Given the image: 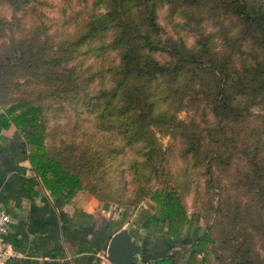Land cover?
Returning <instances> with one entry per match:
<instances>
[{
	"label": "rangeland",
	"instance_id": "374dc122",
	"mask_svg": "<svg viewBox=\"0 0 264 264\" xmlns=\"http://www.w3.org/2000/svg\"><path fill=\"white\" fill-rule=\"evenodd\" d=\"M90 2L38 0L32 10L14 0H0V98L28 99L42 106L48 149L80 174L85 190L100 203L107 202L114 211L115 227L126 218H136L141 208L153 210L140 191L145 194L153 186L168 184L188 213L193 211L189 217L209 232L211 241L205 248L213 264L238 256L251 264H264V97L239 93L233 102L244 108L242 118L216 117L200 93L215 90L214 78L188 66L184 80L188 89L174 94L173 107L165 116L143 126L147 138L133 133L135 128L122 125L118 118L102 115L100 108L86 112L79 104L77 84L98 58L73 50L68 40L74 20L87 15L84 3ZM247 3L264 7V0ZM175 6L157 9L163 33L172 34L182 18L188 19L178 31L187 35L189 44L192 28L202 22L212 39L213 58L222 60L231 50L226 40L241 33L234 15L216 0H205L193 16H186L190 6ZM70 9L75 12H62ZM175 12L184 14L180 18ZM176 18L179 21L173 23ZM243 39V51H234L236 65L243 59L264 63V46L247 34ZM87 78V88L93 87L90 103L103 100L97 88L108 85L109 77L97 75L96 86L95 79ZM177 103H181L178 109ZM186 133L194 151L188 147Z\"/></svg>",
	"mask_w": 264,
	"mask_h": 264
},
{
	"label": "trees",
	"instance_id": "16d2710c",
	"mask_svg": "<svg viewBox=\"0 0 264 264\" xmlns=\"http://www.w3.org/2000/svg\"><path fill=\"white\" fill-rule=\"evenodd\" d=\"M216 1L225 11L233 14L241 25V33L232 40H226L227 43L230 42L231 50L218 61L210 52L209 42L212 39L205 24H195L188 44L185 39L187 35L178 31L183 29L188 19L182 18L178 28H173L175 32L170 34L163 33L164 27L157 18V9L164 7L166 10L171 6L170 9L174 10L177 7L175 5L190 6L186 16H193L194 9L202 8L205 0H91L89 4L84 3L87 15L74 20L68 42L73 50L91 52L98 61H95V67L91 70L90 62L85 65L86 71H90L86 75L82 74V81L80 85L77 84L81 91L79 104L86 112L100 108V112L104 111L102 115L118 118L122 125L134 127L133 133L147 138L149 136L143 133V126L149 121L160 120V116L168 113L173 107L174 94L188 89L184 81L186 67L194 66L202 74L204 72L214 78L213 92L203 90L204 88L200 91L203 94L202 99L209 103L212 114L229 121L242 118L244 108L236 105L233 100L239 93L264 97V63L255 59H243L238 66L234 61V51H243L244 34L264 46V7L260 4L251 5L247 0ZM14 3L33 10L38 0H14ZM62 12L75 11L70 9ZM175 13L180 18L184 14ZM178 21L176 18L172 22ZM105 64L107 66L104 68ZM92 71L97 72L96 76L91 74ZM97 75L102 78L108 76L109 83H102L97 88L98 93L104 97L103 100L96 98L94 104H91L90 94L93 87L87 88L85 79H95L93 81L96 86ZM65 78L68 79L67 76ZM246 88H249L247 92ZM69 90L71 89H66ZM180 105L181 103H177L175 107L178 109ZM178 122L184 125L186 123ZM9 124L16 127L28 145L27 158L31 169L39 174L52 194L65 191L69 197L75 190L84 189L80 174L67 167L56 153L48 149L45 141L47 129L39 103L22 98H0V129ZM183 135L190 139L187 144L194 151L195 147L189 135ZM130 139L133 140L134 136ZM138 194L147 197L153 210L148 212L145 208L139 209L137 220L154 223L159 226V232L173 235L179 224L192 221L189 214L193 211L188 213L180 196L170 185L153 186L145 194L141 191ZM102 206L106 208L107 202L104 201ZM120 215L126 216L125 212ZM210 241V234L204 227L188 243L191 248L201 251ZM167 262L166 256L154 259L152 264ZM223 264L251 263L245 257L238 256Z\"/></svg>",
	"mask_w": 264,
	"mask_h": 264
},
{
	"label": "crops",
	"instance_id": "0c3cea01",
	"mask_svg": "<svg viewBox=\"0 0 264 264\" xmlns=\"http://www.w3.org/2000/svg\"><path fill=\"white\" fill-rule=\"evenodd\" d=\"M28 150L13 124L0 129V207L8 214L3 236L15 251L8 264H112L106 245L121 227L138 239V264L166 256L167 264H213L205 247L197 251L189 246L188 240L202 228L198 222L179 224L173 235L137 216L115 227L114 211L103 208L87 190H75L69 197L65 191L52 194L31 169Z\"/></svg>",
	"mask_w": 264,
	"mask_h": 264
},
{
	"label": "water",
	"instance_id": "95a60500",
	"mask_svg": "<svg viewBox=\"0 0 264 264\" xmlns=\"http://www.w3.org/2000/svg\"><path fill=\"white\" fill-rule=\"evenodd\" d=\"M137 241L138 239L126 227H121L112 233L108 239L106 258L112 264L141 263L140 245Z\"/></svg>",
	"mask_w": 264,
	"mask_h": 264
},
{
	"label": "built area",
	"instance_id": "2783aa9c",
	"mask_svg": "<svg viewBox=\"0 0 264 264\" xmlns=\"http://www.w3.org/2000/svg\"><path fill=\"white\" fill-rule=\"evenodd\" d=\"M8 214L0 207V264H8L9 257L14 256L15 251L6 243L4 232L7 229Z\"/></svg>",
	"mask_w": 264,
	"mask_h": 264
}]
</instances>
